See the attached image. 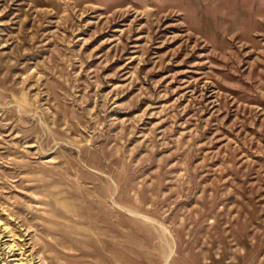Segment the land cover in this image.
I'll return each instance as SVG.
<instances>
[{"label":"rangeland","instance_id":"1","mask_svg":"<svg viewBox=\"0 0 264 264\" xmlns=\"http://www.w3.org/2000/svg\"><path fill=\"white\" fill-rule=\"evenodd\" d=\"M0 264H264V0H0Z\"/></svg>","mask_w":264,"mask_h":264}]
</instances>
